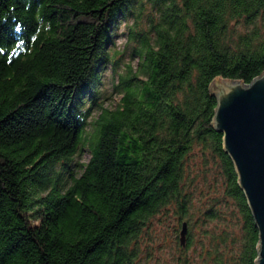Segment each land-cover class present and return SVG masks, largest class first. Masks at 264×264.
<instances>
[{
  "label": "trees",
  "instance_id": "1",
  "mask_svg": "<svg viewBox=\"0 0 264 264\" xmlns=\"http://www.w3.org/2000/svg\"><path fill=\"white\" fill-rule=\"evenodd\" d=\"M126 18L138 63L105 107ZM263 71L264 0H0V264H255L209 85Z\"/></svg>",
  "mask_w": 264,
  "mask_h": 264
},
{
  "label": "water",
  "instance_id": "2",
  "mask_svg": "<svg viewBox=\"0 0 264 264\" xmlns=\"http://www.w3.org/2000/svg\"><path fill=\"white\" fill-rule=\"evenodd\" d=\"M209 89L216 98L212 125L223 134L258 230L255 264H264V71L249 83L215 77ZM185 232L184 223L182 243Z\"/></svg>",
  "mask_w": 264,
  "mask_h": 264
},
{
  "label": "rangeland",
  "instance_id": "3",
  "mask_svg": "<svg viewBox=\"0 0 264 264\" xmlns=\"http://www.w3.org/2000/svg\"><path fill=\"white\" fill-rule=\"evenodd\" d=\"M132 24L133 20L131 18H126L124 20L117 21V23L113 27V43L111 47L112 49L117 50L119 55L115 57V64H107L100 70L98 89L96 93V102L98 104H101L102 106L113 108L119 104L122 97V94L119 91V82L121 76L127 72L129 68L128 66H131V68H133L134 70L138 63V59L133 52L135 43H133V41H130L128 36V28ZM86 105H88V103ZM98 110L99 106H94L93 108H91V116H96ZM88 158L89 154L86 150L82 151L81 153H75L73 155L72 161L70 162L71 166H73L70 168L76 170L77 167L76 165H74V163L85 162ZM159 224L160 225H155V228L157 230L156 232L160 236L168 234L169 231L167 230H169L170 228V222L167 220L162 222L159 221ZM168 237L170 239V235ZM153 252L154 256L152 258L146 257L143 259L146 263H153L154 261L160 262L161 260H163V258L168 256V254H166L164 250H153ZM142 264L145 263L142 262Z\"/></svg>",
  "mask_w": 264,
  "mask_h": 264
}]
</instances>
